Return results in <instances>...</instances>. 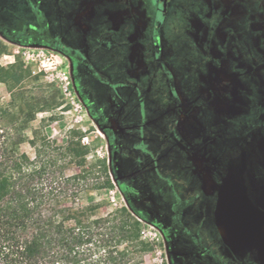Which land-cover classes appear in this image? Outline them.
I'll use <instances>...</instances> for the list:
<instances>
[{"label": "flooded vegetation", "instance_id": "1", "mask_svg": "<svg viewBox=\"0 0 264 264\" xmlns=\"http://www.w3.org/2000/svg\"><path fill=\"white\" fill-rule=\"evenodd\" d=\"M138 1L142 7L144 4L146 9L150 7L148 10L153 12L150 36L154 50L150 62L144 61V52L138 50L143 45L138 35H130L131 28L141 27V17L136 15L135 22L124 18L118 23L112 18L115 13L127 10L128 5L118 0H102L97 4L105 12L104 18L99 19L93 14L78 28L76 20L70 16L76 0H72L70 10L66 13L72 33L92 30L91 43L95 49L108 53L116 47L126 48L127 57L123 59H127V66L125 71L116 73L119 80L116 97L108 98L104 106L96 104L87 95L92 81L88 60L83 55L78 56L75 48L63 46V38L58 34L51 36H57L59 45L47 40L45 46L58 50L76 65L72 69V75L75 76L71 78L72 87L107 141L110 173L127 201L145 221L163 232L169 256L172 257L173 250L177 252L178 264H200L199 260L209 264H256L255 256L247 259L236 256V241L240 238L233 235L231 239L227 236L218 198L221 194L226 195L222 190L227 180L237 191L233 198L239 196L243 202V209L238 211V215L243 222H247L243 228L247 230L245 237L257 248L264 249V123L256 127L255 117H235L231 123L223 124L220 121L222 117L217 119L213 108L218 98L212 97L211 80L215 76L221 78L219 73L231 74L227 79H222L225 84L221 96L227 101H231L232 92L237 91L239 79L248 80V85L251 84L249 88L254 89L257 72L264 60V0H192L189 5L186 3L181 10L184 19L182 25L186 35L193 41L195 50L201 54L199 63L204 70L197 75L196 88H179L170 82L171 74H175V71L169 63L170 47L167 46L163 20L170 16V12L173 13L172 8L177 0H156L154 3L137 0L130 3V7L142 8ZM237 23L251 31L246 41L241 40L244 38V29L239 28ZM36 30L35 26L31 28L32 32ZM71 36L67 37L69 43H73ZM5 37L13 40L12 36ZM131 37L138 40L132 43ZM243 44L246 51L242 49ZM238 46L241 48L239 51ZM123 74H126L125 80L121 79ZM236 76L233 85L229 81ZM137 77L138 81L135 80ZM154 85L164 91V100L161 107L155 104L147 112L144 110L147 94ZM183 98L188 104L196 102L194 106L199 107L197 120H184ZM204 117L210 127H220L221 135L225 132L221 127L228 128L230 133L246 140L241 158L234 163L233 172L225 176L210 171L204 165L206 159L202 157L194 154L198 162L193 161L191 150L185 144H180L178 126L183 119L201 135L200 154L206 157L207 147L213 139L207 132L194 127ZM215 118L219 121H215ZM160 125L168 128L162 140L159 138ZM250 144H254V147ZM257 152L262 154L263 162L256 161ZM177 161L181 164L179 168L182 174L175 172ZM246 170L251 171L247 177ZM205 175L212 181L211 194H208ZM249 183L254 185V194L247 187ZM183 245L186 252L181 253L177 248Z\"/></svg>", "mask_w": 264, "mask_h": 264}, {"label": "rangeland", "instance_id": "2", "mask_svg": "<svg viewBox=\"0 0 264 264\" xmlns=\"http://www.w3.org/2000/svg\"><path fill=\"white\" fill-rule=\"evenodd\" d=\"M118 1L128 5L129 8L115 13L112 18L118 23L119 20H123L124 18L135 22L136 15L139 16L138 18L141 17V27L137 28L134 26V29L131 28L130 35H132V33L138 35V39L140 38L139 40L143 44L141 47H138V50L144 52V61L150 62L151 53L154 50L150 36L151 21L153 19L152 10H148L150 7L146 9L144 4L142 7L139 1L142 8H131L130 3H134L137 0ZM155 1L156 0H149L151 3ZM191 1L192 0H177L172 8L173 13L171 14L170 12V16L163 20L165 23V28L163 30L166 34L167 46L168 48L170 47L169 63L175 71V74H171L172 80H170V82L172 81L173 84H177L179 88H196L197 75L198 73L204 72L199 63L201 62L199 57L201 54L195 50L194 44L192 43L193 41L186 35L182 25L184 19L181 10L186 6V3L189 5ZM71 2L72 0H0V67L6 70L18 68L22 77L19 84H9L11 90H9L8 86L5 84L0 83V106L5 107L9 105L13 99H15L14 104L20 105L22 101H18V94H22L25 101L29 105L35 107L36 113L34 119L31 121L29 128L25 131L27 137L32 136L31 131L33 129H42L47 138L52 142V145L55 144L64 147L70 131L74 130L78 133H82L83 137L80 143L88 149L84 170L90 171L85 182L90 185V187L88 190L80 193L74 203L69 198L63 199L61 207L72 206L78 209L92 207L96 216H105L116 208L127 205L128 203L126 197L121 192V187L116 183L110 173L107 141L99 126L88 115L81 99L79 100L77 98L74 90L72 94L74 103L70 104L69 98L65 97L60 92L56 83L50 81L49 76L37 72L39 69V62L36 61L35 58L42 53L57 54V59L62 60L64 63L65 75L72 87L71 78L75 77L72 75V69H75L76 65L69 62L67 57L58 50H53L45 46V41L47 40L55 45H59L57 36H51L58 34L63 38V46L75 48L76 51H78V56L83 55L88 60L89 68L92 72V81L89 83L88 89L90 92L87 90V95L91 96L96 104L104 106L108 98L113 99L116 97V92L119 89L118 74L116 73L125 71L127 59L125 58L124 60L123 58L124 56L127 57V51L126 48L124 49V46L113 48V51L108 53L100 49H95L91 43L92 30L72 33L66 17V13L70 10L72 5ZM99 2H102V0H76L75 7L70 16L76 20L77 28L80 27L82 23H85L93 14L98 16L99 19L104 18L103 14L105 12H103L102 8H99L97 4ZM183 3H185V5ZM237 25L239 28L244 29V38L241 40L246 41L245 39H248L249 36L247 34L251 31L248 28L241 27L240 23H237ZM33 26L37 28L36 32L31 31ZM102 28L104 29V27H101V29ZM261 29H263L262 26ZM202 30H204L203 27ZM43 32H47V34H43ZM70 34L72 35L71 40H73V43L67 41V37ZM259 34L261 35V33ZM5 36H12L13 40ZM130 39H133L132 43L138 40L132 37ZM249 40L253 41L252 39ZM258 40L257 38V41ZM242 46V49L246 51L245 45L243 44ZM238 48V51L241 50L240 46H238ZM131 50H134V47H131ZM263 64L264 60L261 62L259 72H257L254 89L251 90V88H249L251 84L248 85V80L239 79L240 85L237 91L232 92L233 97L231 101H227L226 98L221 96L225 84L222 82V79H227L231 74H225V72L219 73L218 75L221 78H218V76L216 78L215 76V78L211 80L212 97L218 98L213 108L217 119L218 117H222V119H219L223 124L231 123V120H235V117H255L257 123L256 127L264 123ZM125 76L126 74H123L121 79L125 80ZM237 77L238 76L229 82L235 85ZM135 80L138 81V77L135 78ZM147 99L148 101L144 108L147 112L151 108H154L153 105L155 104L157 107H161L164 100V91L158 88L157 85H154L152 89L148 91ZM182 100L185 102L184 98ZM195 104L196 102L190 104L185 102L183 110L185 115L184 120L198 119L196 114L199 113V107L194 106ZM237 104L238 106H236ZM217 119L215 118V121H219ZM182 120L178 126L181 137L180 144H185L189 150H191L193 161L198 162V160L194 158L195 154L198 157H202L203 160L206 159L204 165L208 169L210 168L209 170L215 174H224L225 176L231 172L234 169V163L241 158L243 152L242 147L245 146L246 140L241 139L239 135L236 136L232 134V132L230 133L228 128L222 129L221 127V130L225 131H222L223 134L229 132V134L221 135L220 127H210L206 117L201 118L199 125L195 124L194 127L204 131V133L207 132V135L211 136L213 139L212 143L207 147L206 157L205 155L201 156L199 148L201 135L197 133L192 125ZM167 130V127L160 125V140L167 134ZM172 130L173 129L170 131ZM247 130H249V127L246 128V131ZM250 141L251 139L247 142L248 146ZM250 146L253 148L254 144H250ZM20 149L30 158H33L34 150L29 144H22ZM261 155V153H256V161L263 162ZM68 161V158H66L62 162L63 165H65L64 173L66 175L79 173V168L75 164H70ZM104 161L108 167V175L113 187L111 189H94L92 188L94 185L102 183L105 179V176L100 172ZM180 165L179 161L175 163V172H179L178 174H182V170L179 168ZM203 172L205 173V170ZM250 174L251 171L246 170V177ZM207 175H209V173H207ZM207 175H205V181L208 194H211V187H213L211 184L212 181ZM250 183L247 187L251 189V194H254V185ZM223 185L222 192L226 193V195L223 196L221 194V196H219L218 207L223 211V226L228 231L227 236H230L231 239L233 235L235 238L238 236L240 238V240L237 238L236 241V256L245 259L255 256L257 259L256 264H264V259L262 258L264 249L257 248L245 237L247 230L243 228L247 225V222H243L242 217L238 215V211L243 209L242 200L238 198L239 196L233 198V194L237 191H234L235 187L228 184L227 180H225ZM213 193H215V191H213ZM139 221L141 223V238L149 244L150 250L142 252L141 255H139L137 259L138 263L178 264L179 258L177 252L173 250L171 253L172 257L169 256L163 232L147 221L141 219H139ZM237 228L240 230L238 231ZM253 235L256 236L257 239L259 238L255 233H253ZM229 242L231 241L229 240ZM177 249L181 253L186 252L185 245L179 246ZM198 262L200 264H209L204 260H199Z\"/></svg>", "mask_w": 264, "mask_h": 264}, {"label": "trees", "instance_id": "3", "mask_svg": "<svg viewBox=\"0 0 264 264\" xmlns=\"http://www.w3.org/2000/svg\"><path fill=\"white\" fill-rule=\"evenodd\" d=\"M21 79L18 68L0 67V83L9 90ZM14 101L0 106V264H139V255L150 248L141 238L139 219L145 218L131 203L105 216H96L92 207H61L63 199L74 203L90 187L82 133L70 131L64 147L52 145L42 129L27 137L35 107L22 94L20 105ZM24 143L33 158L21 151ZM66 158L79 173H64ZM100 172L105 179L92 188L111 189L105 161Z\"/></svg>", "mask_w": 264, "mask_h": 264}, {"label": "built area", "instance_id": "4", "mask_svg": "<svg viewBox=\"0 0 264 264\" xmlns=\"http://www.w3.org/2000/svg\"><path fill=\"white\" fill-rule=\"evenodd\" d=\"M6 57V56H4ZM39 62L38 73H43L45 76L50 77L51 82H55L60 92L69 98L70 104L74 103L72 94L73 89L68 82V78L65 75V66L62 60L57 59V54L48 53L40 54L35 58ZM35 73V72H32Z\"/></svg>", "mask_w": 264, "mask_h": 264}, {"label": "bare ground", "instance_id": "5", "mask_svg": "<svg viewBox=\"0 0 264 264\" xmlns=\"http://www.w3.org/2000/svg\"><path fill=\"white\" fill-rule=\"evenodd\" d=\"M221 232H222V235H223L224 234L223 231H221Z\"/></svg>", "mask_w": 264, "mask_h": 264}, {"label": "crops", "instance_id": "6", "mask_svg": "<svg viewBox=\"0 0 264 264\" xmlns=\"http://www.w3.org/2000/svg\"><path fill=\"white\" fill-rule=\"evenodd\" d=\"M222 230L220 229V232H221ZM221 234H222V232H221Z\"/></svg>", "mask_w": 264, "mask_h": 264}]
</instances>
